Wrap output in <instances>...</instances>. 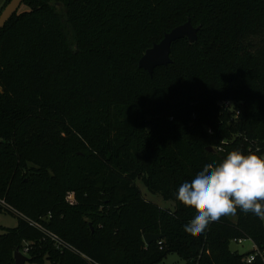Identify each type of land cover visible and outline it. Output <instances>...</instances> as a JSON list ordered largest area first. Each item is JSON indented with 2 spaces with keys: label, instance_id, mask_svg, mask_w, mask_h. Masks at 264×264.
Returning <instances> with one entry per match:
<instances>
[{
  "label": "trees",
  "instance_id": "1",
  "mask_svg": "<svg viewBox=\"0 0 264 264\" xmlns=\"http://www.w3.org/2000/svg\"><path fill=\"white\" fill-rule=\"evenodd\" d=\"M188 19L195 44L138 67ZM0 89V211L17 218L0 225V264L24 241L26 264H262L229 245L264 253V219L238 211L189 234L195 209L174 193L230 151L264 155V0H23L0 30Z\"/></svg>",
  "mask_w": 264,
  "mask_h": 264
},
{
  "label": "clouds",
  "instance_id": "2",
  "mask_svg": "<svg viewBox=\"0 0 264 264\" xmlns=\"http://www.w3.org/2000/svg\"><path fill=\"white\" fill-rule=\"evenodd\" d=\"M258 151H230L219 162H205L180 184L175 199L195 209L184 232L199 234L238 211L264 219V155Z\"/></svg>",
  "mask_w": 264,
  "mask_h": 264
},
{
  "label": "water",
  "instance_id": "3",
  "mask_svg": "<svg viewBox=\"0 0 264 264\" xmlns=\"http://www.w3.org/2000/svg\"><path fill=\"white\" fill-rule=\"evenodd\" d=\"M22 2L23 0H10L6 4L0 12V30L4 27L9 18L18 11ZM199 28V26H193L190 19L185 23L175 26L169 32H166L159 42L154 43L145 50L138 60V67L146 70L149 75H152L156 67L168 65L171 63L170 53L172 43L178 39L185 38L190 45L195 44ZM206 149L211 152L214 151L211 146ZM160 237L159 234L145 233L143 235V240L148 245L160 239ZM13 257L15 264H26L28 259L19 248L15 249Z\"/></svg>",
  "mask_w": 264,
  "mask_h": 264
},
{
  "label": "rangeland",
  "instance_id": "4",
  "mask_svg": "<svg viewBox=\"0 0 264 264\" xmlns=\"http://www.w3.org/2000/svg\"><path fill=\"white\" fill-rule=\"evenodd\" d=\"M8 1L9 0H0V12L6 6ZM139 186L141 188L143 196L149 199L150 201L158 204L159 206L163 208L172 209L174 207L173 201L171 200L166 201V200H163L159 194L149 193L141 183H139ZM227 217H229L232 221L236 220V215H229ZM16 224H17V218L14 215L8 212H5V211H0V225L1 226L14 227L16 226ZM23 244H25L23 248L24 250L21 252L25 255L29 247L27 246L28 245L27 242L24 241ZM229 247L232 251H237L240 254H244V253H247L248 251L253 250V248L255 247V244L250 239H243L240 243L231 241ZM160 264H188V263L182 258H180L177 254L171 253V254H167Z\"/></svg>",
  "mask_w": 264,
  "mask_h": 264
},
{
  "label": "built area",
  "instance_id": "5",
  "mask_svg": "<svg viewBox=\"0 0 264 264\" xmlns=\"http://www.w3.org/2000/svg\"><path fill=\"white\" fill-rule=\"evenodd\" d=\"M226 106H231V102H227ZM239 111H236V114H238ZM0 207L7 208V203L5 199L0 198ZM47 235L50 237V239L54 242V244L57 245V247H68V245L64 244L61 239H59L55 234L53 233H47ZM242 240L238 239L235 242L240 243ZM160 244V242H158ZM27 250V249H25ZM260 258L262 264H264V253L263 251L259 250L256 246L253 248V251L245 257V261L247 263H251L256 260V258Z\"/></svg>",
  "mask_w": 264,
  "mask_h": 264
}]
</instances>
